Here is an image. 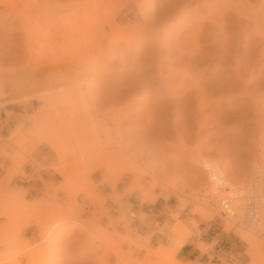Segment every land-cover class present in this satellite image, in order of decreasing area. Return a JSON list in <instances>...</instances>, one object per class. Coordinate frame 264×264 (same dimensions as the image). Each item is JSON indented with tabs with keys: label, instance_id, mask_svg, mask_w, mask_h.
<instances>
[{
	"label": "rangeland",
	"instance_id": "rangeland-1",
	"mask_svg": "<svg viewBox=\"0 0 264 264\" xmlns=\"http://www.w3.org/2000/svg\"><path fill=\"white\" fill-rule=\"evenodd\" d=\"M262 37L264 0H0V264H254L264 229L234 226L200 195L207 159L235 186L264 166ZM74 77L83 100L51 105L42 92ZM86 108L109 113L107 134H91ZM22 179L40 185L27 204L14 200ZM163 203L175 211L153 231ZM205 224L232 244L201 261L171 255Z\"/></svg>",
	"mask_w": 264,
	"mask_h": 264
},
{
	"label": "bare ground",
	"instance_id": "bare-ground-1",
	"mask_svg": "<svg viewBox=\"0 0 264 264\" xmlns=\"http://www.w3.org/2000/svg\"><path fill=\"white\" fill-rule=\"evenodd\" d=\"M117 7V6H116ZM14 13V11H13ZM26 27V26H25ZM25 29V28H24ZM264 38V37H262ZM58 75V74H57ZM48 76V75H47ZM50 76V75H49ZM48 76V77H49ZM40 78V77H39ZM59 78V77H58ZM38 82V80H37ZM36 83V82H35ZM34 85L36 86L37 84ZM82 81L80 79H76L75 77L72 78V79H63V80H59L53 84H49L48 88L49 90H45L44 94L47 93H51L54 95V97L52 98V100L50 101L51 105H67V104H71L73 102H77V101H80L82 98H83V91L81 89V85H82ZM33 86V85H32ZM34 86V87H35ZM46 100H49V99H46ZM83 100V99H82ZM15 101V100H14ZM83 107V106H82ZM84 109V108H82ZM81 109V110H82ZM110 111V110H109ZM82 114H83V120L86 122V124L88 126H90L92 128V131L93 133L91 132V134L93 136H96L98 135L99 133H104V134H107V131L106 129H103V126L106 127L105 124V117H109L108 116V112L104 114V116H101V115H98V113H94V111H91L90 109L86 108L85 110L82 111ZM82 116V115H81ZM80 119V118H79ZM111 119V118H109ZM100 121L98 122V124L101 123L100 127L99 126H96L94 125V123H96L97 121ZM118 120L115 118V119H111V124H113L114 126H118L119 123L117 122ZM83 122V123H85ZM94 122V123H93ZM87 126V127H88ZM115 127V129H113L111 132L114 134V135H117V128ZM90 130V129H89ZM91 131V130H90ZM115 138V137H114ZM119 144L121 145L122 144V141L120 140L119 138ZM119 144H117L118 146H116L117 148H120ZM52 146L55 148L56 146L52 144ZM125 146V145H124ZM56 150H58L57 148H55ZM126 149H128L127 147H122L120 148V150L124 151V152H127ZM128 153V152H127ZM127 153H124V155H122L120 152H113L112 154V157L117 159L118 161L122 160L124 157L126 158L125 154ZM123 157V158H122ZM127 159V158H126ZM199 160V159H198ZM129 161V160H128ZM133 161V160H132ZM125 162V161H124ZM199 162V161H198ZM202 162V161H201ZM208 163H213V164H216L217 167L221 170L220 166L218 165L217 161L214 160V159H207L204 161L203 163V167H207V164ZM129 165V164H128ZM134 165V164H133ZM135 168V167H134ZM255 170L252 171V173L250 175H248L246 177V180L244 181V184L243 186H235V185H231L228 180L226 179L225 177V185L227 186L228 190H225L223 191L222 189H218V186L217 185H214V190H213V193H215L216 196L224 199L226 197L230 198L231 199V209H234L237 207H239L240 204H242V198H246L243 197V194L244 192H246L247 195L250 194V191L253 190L252 188L256 189L257 192H259L260 195H258V197H255L253 196V199H259V202L260 204H264V187H262V184L259 183V185H257V182H262V180H264V166L260 164H257L255 165ZM148 171V170H147ZM221 173H222V170H221ZM224 174V173H223ZM225 176V175H224ZM208 181H209V178H208ZM232 181V180H231ZM235 181V180H234ZM237 183V182H236ZM114 185V184H113ZM210 185V184H209ZM208 185V186H209ZM204 188V187H203ZM213 189V188H212ZM225 189V188H223ZM248 200H249V197H247ZM197 207V206H196ZM230 214V213H229ZM262 216H264V212H262ZM230 226H228L229 228ZM239 227V226H237ZM241 228V227H240ZM228 231V230H227ZM237 231V230H236ZM246 231V230H244ZM252 234V233H251ZM188 238V237H187ZM187 238H184V239H178L177 241H175V244L172 248V251L170 252L172 256H174L177 252V250L184 244L185 240ZM241 239H243L247 244H251V245H254L253 243V240L250 239L249 237L247 236H244V235H241L240 236ZM164 248L161 249V251L163 250ZM166 249V248H165ZM120 253V252H119ZM261 254V253H259ZM258 254V255H259ZM251 255V254H250ZM257 255V254H256ZM253 256L251 255L250 257L254 259L255 263L254 264H258V260L261 258L262 255L264 254H261L259 255V257L257 256ZM121 257L123 255H120ZM259 258V259H258ZM261 260V259H260ZM124 263V262H123ZM121 262V258L119 259V262L118 264H123ZM178 264H184V263H180L178 262Z\"/></svg>",
	"mask_w": 264,
	"mask_h": 264
},
{
	"label": "crops",
	"instance_id": "crops-1",
	"mask_svg": "<svg viewBox=\"0 0 264 264\" xmlns=\"http://www.w3.org/2000/svg\"><path fill=\"white\" fill-rule=\"evenodd\" d=\"M40 185L38 181L24 180L17 182L14 180V200L18 198L17 196L23 195L22 204L30 203L34 200V195H36V190L39 189ZM16 197V198H15ZM173 208L169 207L167 203L160 204L159 208L155 209L154 215L156 218L151 226V230L156 231L160 226H163L166 221L171 222L170 213L174 212ZM25 211L19 207L14 206V227L15 229L19 227V224L24 223L23 213ZM181 216L180 218H182ZM184 218V217H183ZM6 220H1L0 223H4ZM27 223L20 229L19 233L21 237L28 243L32 244L35 241H38V230L35 226L33 220H27ZM198 230L200 234L197 235L196 231H193L195 234L188 236L184 244L177 250L176 256L180 260H198L201 261L203 258H208L210 254L218 255L223 253L226 248H228L227 243H231L229 236L222 231V227L219 228L213 224H205V226H199ZM152 241H164V237L158 233H153ZM198 241H202L208 245L213 244L211 250L206 252H201L195 245ZM68 264V262H64ZM70 264V263H69Z\"/></svg>",
	"mask_w": 264,
	"mask_h": 264
},
{
	"label": "built area",
	"instance_id": "built-area-1",
	"mask_svg": "<svg viewBox=\"0 0 264 264\" xmlns=\"http://www.w3.org/2000/svg\"><path fill=\"white\" fill-rule=\"evenodd\" d=\"M205 169L208 174L210 188L201 193V203L211 208L219 207L222 216L227 218L234 226H239L254 235H259L261 230L264 229V216H262L264 204L258 203V198L253 199V196L258 197L260 195L259 192L254 188H252L253 190L250 191L249 195L244 192L243 197L246 196V198H242V204L237 209H231L230 198L222 199L213 193L214 185H217L218 189L225 190V192L228 190L223 172L221 173V170L213 163H208ZM247 197H249V200Z\"/></svg>",
	"mask_w": 264,
	"mask_h": 264
}]
</instances>
